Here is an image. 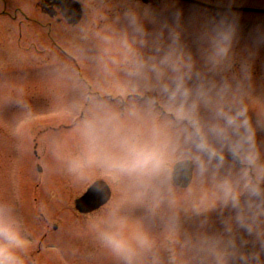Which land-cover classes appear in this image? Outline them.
<instances>
[{
	"label": "rangeland",
	"instance_id": "rangeland-1",
	"mask_svg": "<svg viewBox=\"0 0 264 264\" xmlns=\"http://www.w3.org/2000/svg\"><path fill=\"white\" fill-rule=\"evenodd\" d=\"M87 9L64 39L79 70L17 50L32 69L0 73V218L25 240L14 251L24 264H264V13L178 0L150 23ZM183 158L194 171L180 188ZM97 177L112 198L81 214L74 198ZM225 179L237 202L223 201Z\"/></svg>",
	"mask_w": 264,
	"mask_h": 264
},
{
	"label": "flooded vegetation",
	"instance_id": "flooded-vegetation-1",
	"mask_svg": "<svg viewBox=\"0 0 264 264\" xmlns=\"http://www.w3.org/2000/svg\"><path fill=\"white\" fill-rule=\"evenodd\" d=\"M181 1L197 5L189 0ZM88 3L93 4L95 8L105 6L103 12L108 14L110 19L120 13L132 12L131 14L136 16H131L132 21L146 20L153 23L159 20L163 13H168L175 7L178 0H0V22L4 25L0 26V73L9 74L32 69L31 58L17 64V50L23 57H31L32 51L39 53L43 56V62L48 61L49 56L58 51L63 57L74 62L71 68L79 70L80 65L76 63L71 50L67 49L64 39L71 36V42H74V35H78L76 28L84 21L88 12ZM76 9L80 10L81 15L74 21L70 16L76 13ZM135 18L138 20L135 21ZM102 19L106 18H100ZM33 31L42 42L33 41ZM6 33L10 35L8 44L2 42ZM67 41L70 42V39Z\"/></svg>",
	"mask_w": 264,
	"mask_h": 264
},
{
	"label": "clouds",
	"instance_id": "clouds-1",
	"mask_svg": "<svg viewBox=\"0 0 264 264\" xmlns=\"http://www.w3.org/2000/svg\"><path fill=\"white\" fill-rule=\"evenodd\" d=\"M224 39L227 41L229 37L225 35ZM223 51H227V44L224 46ZM248 187L252 193L260 192V190L253 185H249ZM221 188L223 190L222 198L225 203H228L229 200L233 202L238 201V192L230 179L222 181ZM239 219L241 224L247 223V219L243 214H241ZM248 227L250 230L252 229L250 223H248ZM105 239L112 242L117 248H122L124 245L123 241L116 240L111 236L106 235ZM140 241L145 245H151L148 234H144L140 238ZM24 244L25 240L15 225L11 221L0 218V264H24L23 257L14 251L15 247H21ZM217 258L219 259V254H217Z\"/></svg>",
	"mask_w": 264,
	"mask_h": 264
},
{
	"label": "water",
	"instance_id": "water-1",
	"mask_svg": "<svg viewBox=\"0 0 264 264\" xmlns=\"http://www.w3.org/2000/svg\"><path fill=\"white\" fill-rule=\"evenodd\" d=\"M201 5H205L210 8L214 9H238V10H249V11H257V12H264V8L258 7H244V6H217L213 4H209L206 2H202L199 0H191ZM193 161L190 159H183L177 161L172 169V179L173 181L178 184L179 186L185 187L187 186L191 179H192V171H193ZM39 169L41 167L39 166ZM111 196V189L108 183L104 179H96L93 181L87 189L74 200L75 208L82 212L88 213L98 209L100 206L104 205ZM54 227L57 226L55 223Z\"/></svg>",
	"mask_w": 264,
	"mask_h": 264
}]
</instances>
